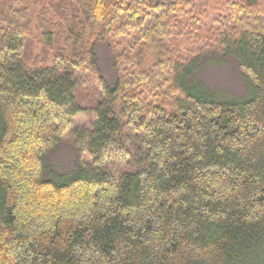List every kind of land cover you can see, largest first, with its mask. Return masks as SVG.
<instances>
[{
	"label": "trees",
	"instance_id": "16d2710c",
	"mask_svg": "<svg viewBox=\"0 0 264 264\" xmlns=\"http://www.w3.org/2000/svg\"><path fill=\"white\" fill-rule=\"evenodd\" d=\"M224 1L0 0V264H264V0ZM211 53L249 99L190 90ZM80 117L79 172L47 179Z\"/></svg>",
	"mask_w": 264,
	"mask_h": 264
},
{
	"label": "rangeland",
	"instance_id": "374dc122",
	"mask_svg": "<svg viewBox=\"0 0 264 264\" xmlns=\"http://www.w3.org/2000/svg\"><path fill=\"white\" fill-rule=\"evenodd\" d=\"M191 1L195 8H199L207 13L208 20H214L219 16L217 7L220 6L219 3L225 2L224 0ZM44 2L47 5L49 0H44ZM37 9L40 11L42 7L38 6ZM206 30L205 27L202 28L203 32H206ZM195 39L196 37L188 39L189 43L192 44ZM41 48L40 45H35V56L43 55ZM95 55L101 76L105 78L109 85L114 86L118 74L110 48L105 44H100L95 49ZM157 57L158 54L147 53L142 59V65L145 67L150 66L156 61ZM89 81L92 83L94 79H90ZM189 88L197 95L221 103L242 102L249 99L254 93V86L234 58L212 53L198 63L195 74L189 82ZM90 124V118L80 117L76 119L73 129L47 155L45 174L47 179L68 180L79 172V156L77 148L74 145L75 131ZM1 131L2 126L0 125V135ZM85 159L89 161V157H85ZM124 168L126 167L117 164L111 170L117 174L119 170H123Z\"/></svg>",
	"mask_w": 264,
	"mask_h": 264
}]
</instances>
